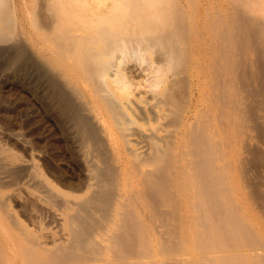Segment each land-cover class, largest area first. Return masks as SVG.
Here are the masks:
<instances>
[{
	"label": "bare ground",
	"instance_id": "6f19581e",
	"mask_svg": "<svg viewBox=\"0 0 264 264\" xmlns=\"http://www.w3.org/2000/svg\"><path fill=\"white\" fill-rule=\"evenodd\" d=\"M0 61L78 144L0 137V264H264V0H0Z\"/></svg>",
	"mask_w": 264,
	"mask_h": 264
},
{
	"label": "rangeland",
	"instance_id": "374dc122",
	"mask_svg": "<svg viewBox=\"0 0 264 264\" xmlns=\"http://www.w3.org/2000/svg\"><path fill=\"white\" fill-rule=\"evenodd\" d=\"M11 72H13L11 69H8L3 64H0V113H1L0 120H2L0 121V137L6 140V142L10 145L12 144V141H13L16 147L15 150H17L20 153V155L18 159L16 160L15 164L8 165V167H3L1 168V170H3L6 174H8L6 176L7 180H12V179H15L17 176H21L20 182L13 185L14 188L19 189L21 185L24 183V181L27 182V181H30L29 179L32 180V175H30V172L33 169L34 161L37 163L38 162L44 163L43 161L50 160L51 163H54V162L55 163L61 162L62 164L63 162L67 163L70 161V159H68L69 158L68 152L63 149L65 148V144H69L73 146L74 148L78 144H77V141L75 143L74 141L75 139L71 137H68L69 139L67 137L65 138L63 137L64 139L60 137L59 141H57V144H56L57 146L49 145L50 146L49 147L48 145H46V142H48V139H49L51 126L56 125L54 124L56 121L53 117L50 118V117L45 116V113H44L45 111H43L44 110L43 103L41 102L40 97H37L39 96L38 93L42 94L43 87H40L41 85L39 86V83L40 84L43 83V79L42 77H40L37 80L35 79L36 78L35 76L34 78H31L30 74L28 75L26 74V73H29L27 67L24 68V71L20 74V76L18 75L16 76L14 75V72L13 73ZM11 75H13L14 77L16 76L17 79L12 78L13 76ZM34 79L36 81H34ZM32 82L34 86L36 85V83L38 84L36 85L37 87H35L36 91L34 90L32 91L31 89H29L30 88L29 85H32L31 84ZM20 95H21V98H20ZM1 110L4 111L5 113L2 112ZM2 113L4 115H10V116H8L7 117L8 119H7ZM16 116L18 118H16ZM32 116L36 118L35 119L36 121L34 120ZM3 117L6 118L7 120L4 119ZM15 118L18 120H16ZM14 119L16 120V122L14 121ZM28 119L31 122L27 121ZM18 121H19V124L20 123L24 124V122H26V124L23 125L25 129L19 126ZM10 122L12 124L17 123L18 125L17 124L11 125ZM28 125H30V127ZM69 141L71 142L69 143ZM34 142L37 143L36 146L34 145L35 144ZM60 143H63V144H60ZM52 147L55 148L54 152H53ZM78 150L79 149H77V151ZM33 155H36V158L34 160H33ZM46 157L48 159H46ZM69 166H70L69 168L72 167V165H69ZM76 169L78 168H75V170ZM79 170L80 169H78L77 171L73 173L74 178H79L82 175L83 171H79ZM48 173L49 172H47V176H48ZM50 223H51L50 225L54 227L55 229L58 228L57 226L58 222L56 221V219L54 220L51 219ZM31 225L35 227L34 224H31Z\"/></svg>",
	"mask_w": 264,
	"mask_h": 264
}]
</instances>
